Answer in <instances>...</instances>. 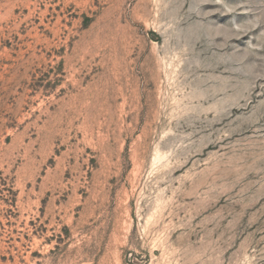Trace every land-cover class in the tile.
Wrapping results in <instances>:
<instances>
[{"label":"rangeland","instance_id":"obj_1","mask_svg":"<svg viewBox=\"0 0 264 264\" xmlns=\"http://www.w3.org/2000/svg\"><path fill=\"white\" fill-rule=\"evenodd\" d=\"M0 264H264V0H0Z\"/></svg>","mask_w":264,"mask_h":264}]
</instances>
